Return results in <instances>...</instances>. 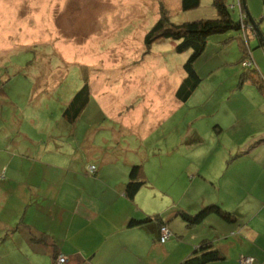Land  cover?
<instances>
[{"label": "rangeland", "instance_id": "obj_1", "mask_svg": "<svg viewBox=\"0 0 264 264\" xmlns=\"http://www.w3.org/2000/svg\"><path fill=\"white\" fill-rule=\"evenodd\" d=\"M124 1L0 0V264H16L11 254L13 239L16 232H25V222H44L35 219L38 214L33 211L25 214L26 207L19 210L24 198L19 193L32 181L26 180V174L35 156L44 155L48 148H63L67 142L74 143L77 150L88 135H93L90 143L98 144L104 152L106 145L116 142L111 134L121 130L111 116L142 103L137 99L142 87L154 85L157 90L163 82V107L167 104L171 111L173 103L178 104L148 141L160 145L192 143L200 129L204 133L198 136L202 145L188 153V158L199 164L213 160L212 155L224 151L229 143L225 133L218 137L216 131L221 116L236 110L251 116L254 109L264 108L263 97L249 78L252 73L240 64L239 32L209 37L195 63L200 90L183 105L174 94L185 77L182 66L190 52L175 53L174 42L165 40L152 44L148 54H143L144 37L159 19L160 6L167 10L171 22L181 24L216 18L213 0H200L199 7L189 12L181 11L179 0H134L126 8ZM228 4L233 5L234 0ZM245 4L259 32L248 30V43L264 81V44L260 41L264 39V5L261 0H245ZM230 13L237 22V7ZM133 57L134 67H141L139 74L133 75L142 81L129 86L125 75ZM84 74L91 103L74 123L71 134L73 125L61 116L82 87ZM131 89L135 96L127 100ZM95 93L103 100L94 98ZM132 117L138 119L137 110ZM246 123L229 132L235 138L252 133V119L247 118ZM263 145L264 135L251 136L229 155L228 163ZM36 168L40 171L35 173H42L47 166Z\"/></svg>", "mask_w": 264, "mask_h": 264}, {"label": "crops", "instance_id": "obj_2", "mask_svg": "<svg viewBox=\"0 0 264 264\" xmlns=\"http://www.w3.org/2000/svg\"><path fill=\"white\" fill-rule=\"evenodd\" d=\"M132 2L125 0L123 6ZM133 60L125 75L129 86L142 81L133 75L141 70L134 67ZM200 84L187 101H179L174 94L175 100L186 104L200 90ZM153 87H142L137 95L142 103L113 113L111 120L120 125L121 132L111 134L116 142L106 145L104 152L98 144L90 143L93 135H88L77 150L74 143L67 142L63 148H48L44 155L35 156L26 174V180L32 181L19 193L24 197L19 210L26 207L25 214L33 211L38 214L35 219L44 222H25V232H16L11 251L16 264H56L58 257L65 259L62 264H179L203 240L212 241L223 256L208 264H241L242 257L264 264V145L228 163L229 155L242 148L248 138L264 135V108L254 109L251 116L241 110L221 116L216 131L218 137L225 133L229 143L224 151L212 155L213 160L199 164L191 161L188 153L202 145L198 136L204 133L200 129L192 143L160 145L148 141L178 105L173 103L171 111L167 104L163 107V82L157 90ZM97 94L93 97L103 100ZM127 96V100L135 96L132 89ZM136 110L137 120L132 117ZM249 117L254 124L252 133L247 127L249 134L239 138L231 135L230 129L243 128L241 122L247 124ZM71 127L72 134L75 126ZM38 165L47 168L35 173L40 171ZM134 165L141 167L140 179L145 184L133 199H127L125 187ZM89 166H95L94 174L88 172ZM208 205L219 206L233 218L226 221L211 214L201 224L188 227L177 214L193 215ZM155 215L161 216L170 230L165 244L157 242L155 223L127 227L132 218Z\"/></svg>", "mask_w": 264, "mask_h": 264}, {"label": "trees", "instance_id": "obj_3", "mask_svg": "<svg viewBox=\"0 0 264 264\" xmlns=\"http://www.w3.org/2000/svg\"><path fill=\"white\" fill-rule=\"evenodd\" d=\"M179 1L180 9L182 12H189L197 9L200 4V0ZM235 1L236 0H234V5ZM241 1L240 5L242 8ZM261 2L264 5V0H261ZM212 6L216 11V18L201 19L196 21L184 22L181 24L171 22L169 20L167 10L163 8V6H160L159 19L144 37V45L146 50L143 54H148L149 48L152 44L165 40L174 42L173 48L175 53L182 54L184 52H190L188 59L182 66L185 77L183 78L175 92V97L179 101L185 102L189 99V97L193 94V92L201 82V78L195 70V63L205 51L209 37L215 34L227 33L229 31L239 32L238 39L240 42L239 47L241 51L240 64H242L243 60L248 59L251 61V65L247 68V70L252 73L249 78L252 79V83L264 96V81L261 79V77H259V73L257 71L255 62L252 59L251 49L248 43L250 39L248 30L253 31L255 30V28L249 23L248 18L245 15L244 8H242V15L238 14V21L235 22L231 18L230 13V11L234 8H231V5L228 4V0H213ZM260 41L261 45H263L264 39L261 38ZM244 69H246V67H244ZM89 100L90 87L88 85L87 77L84 74L82 87L73 95L62 112L61 117L64 122L69 125H74V123L77 121L81 113L88 105ZM140 173L141 167L139 165H134L130 169L128 182L125 187V196L127 199H133L137 191L145 184V182L140 179ZM177 214L188 227H194L201 224L211 214L218 215L226 221H230L231 218H233L230 213L223 211L217 205L205 206L193 215L187 214L182 211H178ZM152 223H155L158 226V242L160 226L167 227L166 223L161 219V216L159 215L145 216L142 219L132 218L128 221L127 227L135 228ZM222 259V254L218 249L214 248L212 241L203 240L201 241L200 245L196 247L194 251L179 264H208L211 262L220 261Z\"/></svg>", "mask_w": 264, "mask_h": 264}, {"label": "built area", "instance_id": "obj_4", "mask_svg": "<svg viewBox=\"0 0 264 264\" xmlns=\"http://www.w3.org/2000/svg\"><path fill=\"white\" fill-rule=\"evenodd\" d=\"M235 7H237L239 9L238 10L239 14H241L242 8L240 5V0H236L235 5H231V8H235ZM250 65H251V61L248 59L244 60L241 64L242 67H249ZM88 172L90 174H93L95 172V167L94 166L88 167ZM170 237H171V233H170V230L168 229V227L160 226L158 242L160 244H165L170 239ZM64 262H65V259L63 257H58L56 264H62ZM240 262H241V264H254V260L251 257H242Z\"/></svg>", "mask_w": 264, "mask_h": 264}, {"label": "water", "instance_id": "obj_5", "mask_svg": "<svg viewBox=\"0 0 264 264\" xmlns=\"http://www.w3.org/2000/svg\"><path fill=\"white\" fill-rule=\"evenodd\" d=\"M242 4H243L244 10H245V12H246V16H247V18H248L249 23H250L251 25H253V27L255 28V30L257 31V33H258V35H259V32H258V30H257V28H256V25H255V22L252 20V18L250 17V15H249L248 12H247V8H246L245 0H242Z\"/></svg>", "mask_w": 264, "mask_h": 264}, {"label": "clouds", "instance_id": "obj_6", "mask_svg": "<svg viewBox=\"0 0 264 264\" xmlns=\"http://www.w3.org/2000/svg\"><path fill=\"white\" fill-rule=\"evenodd\" d=\"M240 1H241V0H240ZM241 4H242V1H241ZM233 5H234V4H233ZM242 8H244V7H243V4H242ZM245 15H246V14H245Z\"/></svg>", "mask_w": 264, "mask_h": 264}]
</instances>
